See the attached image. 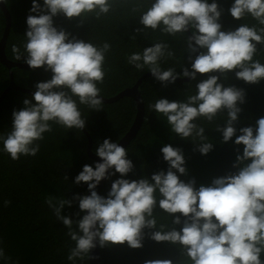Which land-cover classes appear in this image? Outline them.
Wrapping results in <instances>:
<instances>
[{"label": "clouds", "instance_id": "obj_1", "mask_svg": "<svg viewBox=\"0 0 264 264\" xmlns=\"http://www.w3.org/2000/svg\"><path fill=\"white\" fill-rule=\"evenodd\" d=\"M112 10L110 0H32L26 18L27 30L23 51L13 44L11 51L17 61L23 59L30 69L43 68L51 78L35 84L31 100L24 99V107L12 113L11 130L0 141L3 151L13 161L22 156H35L45 133L56 124L65 129L85 128L80 105L100 111L103 105L101 88L108 69L106 57L112 45L85 42L54 26L53 18L83 22L89 14L98 19ZM222 9L216 0H152L139 17L145 30L175 36L191 32L187 39L189 67L177 74L174 67L161 68V61L171 58L168 44L155 42L142 51L127 56V63L137 70L145 68L162 84L174 83L178 78L195 81L194 95L184 101L156 99L150 110L166 120L172 133L181 139H199L197 150L208 154L213 145L207 141L204 128L195 121L203 117L211 122L219 112H227L223 128L216 130L222 142L232 141L236 149L237 169L214 178L210 185L181 180L187 175L183 152L171 144L160 148L166 170L153 173L150 178L127 179L134 168L128 150L119 143L104 139L95 149L102 162L84 165L74 183L87 185L89 195H76L72 200L59 199L46 203L68 228L67 235L75 242L67 259H84L99 245H124L131 249L143 247L145 229L157 228L153 215L158 206L179 225L164 231H151L149 238L156 242H170L181 246L191 264H264V116L254 124L235 126L240 119L245 92L235 86L220 83L222 76L233 73L246 84L264 80V64L254 59L257 46L264 44V27L240 24L235 30H222ZM230 16L241 21L251 16L264 26V0H233L228 8ZM135 35L132 37L135 39ZM235 139L233 140V138ZM112 181L106 196L95 191L102 180ZM67 180V176L64 177ZM157 193L159 199H157ZM78 201L80 218L73 230L71 217L62 216L66 206ZM2 255V253H0ZM145 264H173L169 259L148 260Z\"/></svg>", "mask_w": 264, "mask_h": 264}, {"label": "trees", "instance_id": "obj_2", "mask_svg": "<svg viewBox=\"0 0 264 264\" xmlns=\"http://www.w3.org/2000/svg\"><path fill=\"white\" fill-rule=\"evenodd\" d=\"M9 16L10 29L4 48L5 57L12 62L24 63L23 59L17 61L13 58L12 45L21 46L25 41L27 30L26 18L29 15L32 0H2ZM42 5V0H39ZM112 10L107 15L98 19L94 14H89L83 19H66L63 15L53 18L54 26L63 29L85 42L91 40L96 44L108 42L112 45L107 54L105 67L108 69L101 88V95L111 98L121 91L134 86L136 81L148 69L142 71L135 69L127 63V56L132 52L142 51L152 46L155 42L168 44L169 51L174 55L161 61V68L166 70L174 67L177 74L184 67H189L187 39L189 33L170 36L159 30L153 32L145 30L135 35V29L142 28L139 24L141 13L152 3V0H110ZM209 3L212 0H208ZM220 5L222 15L220 23L222 30H235L240 24L264 27L258 24L251 16H246L241 21L234 20L228 13V8L233 0H216ZM5 16L0 9V39L5 28ZM135 35V39L132 37ZM254 59L264 64V44L257 46ZM12 74L13 84L18 89H10L0 100V136L11 130L12 113L24 107L23 100H31L29 92L35 91V84L51 78L50 72L40 69L8 70L0 63V96L9 87ZM210 75V74H206ZM199 74L195 81L162 84L154 77L141 81L138 92L143 103L144 113L142 123L135 137L126 144L128 158L133 162V171L125 178L139 179L150 178L157 171L166 170L167 164L163 161L160 148L164 144H171L182 150L187 175L180 179L188 181L194 179L196 187L201 184L207 186L214 178L234 173L237 169L232 167L235 162L236 146L232 141L222 142V135L216 129L223 128L227 121V112L221 111L211 121L203 117L195 123L204 128L207 141L213 145L212 150L201 155L197 150L201 141L197 138L181 139L172 133L166 120L152 110L149 105L156 99L166 98L169 101H184L188 95H194L195 85L203 78ZM220 83L224 86L242 88L245 92V102L241 107L239 122L235 125L238 129L254 124L264 116V80L257 84H246L235 78L233 73L222 76ZM83 118H85V131L90 136L91 151L104 139L118 142L130 129L135 115L136 104L130 97H124L117 102L104 104L100 111L89 109L80 105ZM53 131L45 133L40 141V150L35 156H22L13 161L3 151L0 141V264H88V256L84 259L69 261L70 250L75 247V242L67 235L68 228L58 220L53 208L46 200L51 197L53 205L59 199L72 200L76 195H87V185L74 183L75 177L82 171L84 165L94 166L95 161L86 153L87 137L81 130L65 129L56 124L52 125ZM235 137L233 138V140ZM67 176V180L64 178ZM119 174L111 180H104L99 195L106 196L112 181L118 179ZM157 193V199H159ZM62 216L71 217L73 230L79 220L78 201L73 200L71 207L61 211ZM153 215L157 221V228L145 229L143 247L131 249L124 245L99 246L100 264H145L148 260L169 259L173 264H191L184 255L180 245L170 242H156L149 238L151 231L179 229V225L172 224V217L164 213L157 206ZM264 260V255L261 256Z\"/></svg>", "mask_w": 264, "mask_h": 264}, {"label": "water", "instance_id": "obj_3", "mask_svg": "<svg viewBox=\"0 0 264 264\" xmlns=\"http://www.w3.org/2000/svg\"><path fill=\"white\" fill-rule=\"evenodd\" d=\"M0 9L3 12L4 16H5V20H6V24H5V28H4V32L3 35L0 39V63L2 65H4L8 70H11L12 68H17V69H30L25 63H18V62H12L9 61L6 57H5V53H4V48H5V44L7 41V37H8V33H9V29H10V25H11V21H10V16L9 13L4 5V3L2 2V0H0ZM191 34L189 33V36ZM10 76V84L9 87H7V89L2 93V95L0 96V100L5 96V94L10 90V89H18L14 84H13V80H12V74L10 72L9 74ZM148 77H152L151 73H145L142 77H140L136 83L134 84L133 87L131 88H127L123 91H121L120 93H118L117 95L111 97V98H105L103 97V103L104 104H110V103H114L117 102L118 100L124 98V97H130L135 101L136 104V115L134 118V121L130 127V129L128 130V132L117 142L119 144H121L122 146H126V144H128L137 134L140 125L142 123V117H143V113H144V108H143V103L141 100V96L138 92V87L141 84V81L148 78ZM188 81L187 78H178L174 83L176 82H185ZM19 91L24 92V93H30L31 95L33 94V92H29L25 89H19ZM83 132V134L87 137V147H86V153L88 155V157H90L91 159H93L96 162H102L100 161V158L97 157L94 153H92L91 151V139L90 136L88 135V133L85 131V129L81 130ZM104 180H102L100 182V184L97 186V188L95 189V191H97V193H99V190L103 184ZM90 193L88 192L87 195H89ZM88 264H100V257H99V245H97L96 248L92 249L89 253V257H88Z\"/></svg>", "mask_w": 264, "mask_h": 264}]
</instances>
